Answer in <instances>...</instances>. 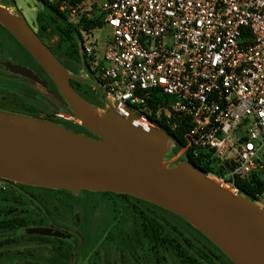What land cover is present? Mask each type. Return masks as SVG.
Masks as SVG:
<instances>
[{"label":"built area","instance_id":"built-area-1","mask_svg":"<svg viewBox=\"0 0 264 264\" xmlns=\"http://www.w3.org/2000/svg\"><path fill=\"white\" fill-rule=\"evenodd\" d=\"M43 1L71 26L110 28L103 58L85 41L80 71L107 107L157 130L186 120L182 158L207 155L237 193V176L264 180V0ZM253 202L264 210V191Z\"/></svg>","mask_w":264,"mask_h":264},{"label":"water","instance_id":"water-1","mask_svg":"<svg viewBox=\"0 0 264 264\" xmlns=\"http://www.w3.org/2000/svg\"><path fill=\"white\" fill-rule=\"evenodd\" d=\"M0 26L19 41L52 79L53 97L67 104L97 139L57 127L37 131L0 122V179L57 191L128 195L187 221L234 264H264V210L224 187L215 177L181 162L164 167L162 131L144 127L134 115L110 107L96 125L68 70L24 19L0 10ZM15 75L46 88L33 71L7 62ZM44 128V127H43Z\"/></svg>","mask_w":264,"mask_h":264},{"label":"rangeland","instance_id":"rangeland-1","mask_svg":"<svg viewBox=\"0 0 264 264\" xmlns=\"http://www.w3.org/2000/svg\"><path fill=\"white\" fill-rule=\"evenodd\" d=\"M2 9H6L12 15L24 19L36 33H38V14L48 10L43 0H0V10ZM110 35V28L103 27L102 29L94 31L92 35H88L84 38L86 42L90 41L96 43L99 56L103 58ZM44 41L46 45L53 50V53L56 54L58 59L61 60V63L68 70L72 81H81L93 85L90 79L86 77H84V79L81 78V68H79L77 64L57 51L56 48L59 43V37L56 34L50 33L49 36H44ZM0 57L6 60H35L19 41L14 39L10 33H7L2 28H0ZM51 88L54 91L58 90L55 84L54 86L51 85ZM18 98L37 105L42 110V113H40L38 117L28 115V113L20 107ZM90 100L96 102V99L92 97H90ZM85 101L87 102V100ZM102 106H105V104ZM99 108L102 109V107ZM64 110L65 111L60 109L57 102L50 94H43L32 83L0 70V122L22 128L30 127L32 123L36 125L35 129L37 131H43L46 127H48V129L60 127L81 134L89 139H97L96 136L81 125L79 119H76L74 111L69 105L65 106ZM50 114L62 118L68 123L58 125L57 122L50 119ZM167 147L164 167L174 168L178 166L179 163L183 162L182 159L184 158H182L181 151H176L174 144L170 143ZM31 192L37 196L40 195V199L46 206L57 211L61 207L62 211L60 212L62 217L71 219L72 217L83 218L88 215L91 218V223L99 226L94 234L95 239L93 238V244L91 245V242L87 241L85 237V240L81 241L78 251L74 253V256L70 260V264L95 263L97 260L93 255L95 250L99 253H108V248L123 243L125 244L122 248L125 250L127 246L133 247L124 252V264H148V260L144 253V251H147L144 245L145 241L138 227L140 220L133 212L132 206L127 203L126 199L118 196L112 197L102 196L97 193L91 194L87 191L72 192L74 194L73 196L54 192L51 193L45 190ZM255 204L260 206L259 203ZM162 216H165L167 220L171 222L172 226H176L177 231L170 225L168 228L171 232L176 234V236H180L181 234L180 239L185 241L187 245L188 243L183 238L184 235L182 236V233H185L186 237L191 238L195 242L194 244L197 249H205L206 252L211 255L217 254L215 248L209 245L202 237L196 235L191 229H185V223H183L182 220L168 214L165 215V213L162 212H157L156 217L161 219L163 218ZM111 222L115 225L110 228L107 227L108 231L103 230L104 225L109 226ZM117 231L120 233V237L124 238V241L116 239L115 234H117ZM31 233L34 236H32ZM31 233L29 231H17L14 233L4 232L0 234V243H5L0 249V264H40L41 259H44L50 252V247H47L44 242H39L37 236L50 237L57 236L59 233L49 228L35 229L31 231ZM103 246L105 247L104 250L101 249ZM167 255L168 260L164 259V264H184L175 254L170 252ZM137 256L140 259L139 262ZM98 261H100V259H98ZM222 262L219 261V264L224 263Z\"/></svg>","mask_w":264,"mask_h":264},{"label":"flooded vegetation","instance_id":"flooded-vegetation-1","mask_svg":"<svg viewBox=\"0 0 264 264\" xmlns=\"http://www.w3.org/2000/svg\"><path fill=\"white\" fill-rule=\"evenodd\" d=\"M53 52V50H51ZM61 61V60H60ZM10 62L13 64L20 65L27 69H30L34 74L38 75L40 79L46 83V88L19 75H15L10 72L6 67L5 63ZM38 63L35 60H6L0 57V70L2 72L8 73L9 75L16 76L20 79H23L27 82L32 83L38 90L45 94H51V84L48 82L47 77L41 71L37 65ZM45 190L54 193L67 194L73 196L74 194L69 191H57L50 190L39 187H31L15 183L12 181H7L0 179V224H5V228L0 230V234L4 232H25L35 230V229H51L56 231L59 234L57 236L50 237H38L39 242H44L45 245L49 248L48 255L41 259L40 264H70V260L74 256V253L78 251L81 241L87 238V241L93 244L94 234L98 229V225L91 223V218L87 215L83 218L81 217H72L71 219L61 216V207L58 206V211L48 207L40 199V195L37 196L31 191ZM93 194L92 192H90ZM102 196H128V195H119L114 193H97ZM122 198V197H121ZM124 199V198H123ZM127 203L132 206L133 212L138 216L139 223L138 227L140 233L145 241V247L147 251H144L145 256L148 260V264H164V259L168 260V253H173L175 256L180 259L184 264H219V261H223V264H234L212 241H210L205 235L200 231L194 228L187 221L181 217L162 209L152 203L128 196ZM90 209V208H89ZM157 212L165 213V215L174 216L177 219H180L185 223V229H191L196 235L202 237L205 241L212 245L217 254H208L205 249H197L195 242L184 235V239L188 245L183 241L180 236H176L173 232L169 230V225L171 222L167 220L165 216L163 218L156 217ZM89 213V212H88ZM145 214L149 218H152L159 222L162 228L161 240L158 244L155 241H151L147 237L144 231L145 220L141 214ZM115 224L112 222L109 226L104 225L105 231H108L107 227H113ZM175 231H177L176 226H172ZM179 231V228H178ZM32 236H34L31 233ZM116 239L119 241H124L123 237H120V233L117 231L115 234ZM95 239V238H94ZM168 239V240H167ZM176 240L183 247L184 254L182 255L178 250L171 247L169 240ZM167 240V241H165ZM106 241V240H105ZM108 242V240H107ZM3 244L1 248L5 245ZM125 243L120 245H115L112 248H107L108 253H99L97 250L94 252V257L97 258L95 263L92 264H124L123 256L124 252L133 248L132 246H127L126 250L122 248ZM38 247V245H37ZM0 248V249H1ZM122 248V249H121ZM196 248V249H195ZM101 249H105L103 246ZM116 249V250H115ZM92 255V256H93ZM101 255V256H100ZM91 256V255H90ZM100 259V261H98ZM138 262L140 261L137 256ZM140 264V263H138Z\"/></svg>","mask_w":264,"mask_h":264},{"label":"trees","instance_id":"trees-1","mask_svg":"<svg viewBox=\"0 0 264 264\" xmlns=\"http://www.w3.org/2000/svg\"><path fill=\"white\" fill-rule=\"evenodd\" d=\"M43 3L48 10L40 12L37 16L38 37L45 43L44 36H49L50 33L56 34L59 37V43L56 48L57 51L61 52L69 60L77 64L79 68H85V66L87 65V58L84 52V37L92 35V33L98 29H102L104 27L103 22L99 18L89 22H83L81 25L78 26H71L67 24L65 17L60 14L54 6L50 5L46 1H43ZM0 28L9 33L2 26H0ZM37 65L47 77L48 82L52 86H54V83L50 79L48 74L43 70V68L39 64ZM72 85L74 89L79 93V95L85 100H87V102H89L91 105L104 108V106H102L105 104L104 95L99 90L94 89L93 85L81 81H72ZM158 94L159 93L156 92L154 96V101L152 102L153 105H157V103L162 102L168 104L170 102V100L163 101V98ZM90 97L96 99V102H92L90 100ZM53 99L57 102L60 109L65 111L64 109L67 104L60 103L54 97ZM18 103L20 104V107L24 109L26 113H28V115L38 117L39 114L42 113V110L35 104H31L19 98ZM49 116L51 117L50 119L54 122H57L58 125L68 123L66 120H63L62 118H59L55 115L50 114ZM154 117L155 115L151 119L154 120ZM158 129L171 139V141L175 145L176 151H181L183 148L186 147L185 135L190 129V126L188 125L186 120L178 121V126L175 130L172 129L171 124H168L165 120H163L162 122L158 123ZM183 158V162L194 166L206 175H209L211 173L217 176L220 175L217 172L215 163L213 161H209L207 159V155H202L199 158H193L190 153L187 152ZM233 185L234 188L238 190V193L240 195H243L252 201L255 199V195L257 193L264 191V180H262L259 176H252L250 179L237 176L233 182ZM119 197L128 199V196ZM141 215L145 220V234L148 238H150L151 241H155L158 244L160 241H162L161 225L158 221L149 218L145 214L142 213ZM4 225L5 224H0V230L5 228ZM168 242H170L172 248L178 250L182 255L184 254V251L182 250L183 247L178 243V241L172 239ZM2 245L3 244H0V248Z\"/></svg>","mask_w":264,"mask_h":264},{"label":"bare ground","instance_id":"bare-ground-1","mask_svg":"<svg viewBox=\"0 0 264 264\" xmlns=\"http://www.w3.org/2000/svg\"><path fill=\"white\" fill-rule=\"evenodd\" d=\"M13 13V12H12ZM87 109L88 112L92 118V120L94 121V123L96 125H99L100 122L105 121L108 119L109 116V110L110 108L107 107L106 105L104 106V108H99V107H94L92 105H87ZM13 128H16L13 126ZM170 145V143L168 144V146ZM218 181V180H217ZM219 182V181H218ZM220 183V182H219ZM221 184V183H220ZM223 185V184H222ZM224 187H227L225 185H223ZM228 188V187H227Z\"/></svg>","mask_w":264,"mask_h":264}]
</instances>
